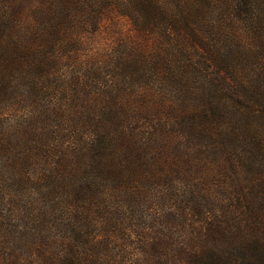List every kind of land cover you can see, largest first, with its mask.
<instances>
[{
  "label": "trees",
  "instance_id": "trees-1",
  "mask_svg": "<svg viewBox=\"0 0 264 264\" xmlns=\"http://www.w3.org/2000/svg\"><path fill=\"white\" fill-rule=\"evenodd\" d=\"M0 191V264H264V0H0Z\"/></svg>",
  "mask_w": 264,
  "mask_h": 264
},
{
  "label": "rangeland",
  "instance_id": "rangeland-1",
  "mask_svg": "<svg viewBox=\"0 0 264 264\" xmlns=\"http://www.w3.org/2000/svg\"><path fill=\"white\" fill-rule=\"evenodd\" d=\"M118 36L119 35H117L116 33H105V32H103L102 34H100L98 37H97V39H96V41L98 42L97 44H95V45H99V49L101 50L102 48H106L108 45L110 46V45H116V43H117V40H118ZM12 111H13V113L15 114V115H12V116H10L11 117V119H9V117H8V120H10L9 122L10 123H16V122H20V120L22 119V118H24L25 117V111H26V109H25V107L24 106H13L12 107ZM4 197V193H3V191H0V213H2V215H3V217H2V226L3 227H9L10 225H14L15 223L11 220V219H9L8 218V211H7V207H6V204H5V202H2L1 201V199ZM159 210V209H158ZM158 210H156V211H158ZM117 240H118V238H117ZM132 240H125L124 241V244L123 243H120V245H123V247H124V245L126 246V247H131L132 246Z\"/></svg>",
  "mask_w": 264,
  "mask_h": 264
}]
</instances>
